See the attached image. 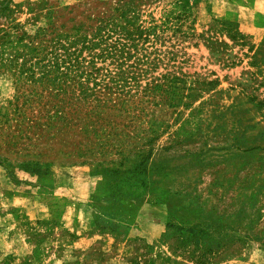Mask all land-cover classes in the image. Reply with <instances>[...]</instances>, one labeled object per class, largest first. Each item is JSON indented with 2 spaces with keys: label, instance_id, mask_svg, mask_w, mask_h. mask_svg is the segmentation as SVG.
Instances as JSON below:
<instances>
[{
  "label": "rangeland",
  "instance_id": "1",
  "mask_svg": "<svg viewBox=\"0 0 264 264\" xmlns=\"http://www.w3.org/2000/svg\"><path fill=\"white\" fill-rule=\"evenodd\" d=\"M115 1L0 0L13 39L45 3L135 17L81 138L30 149L48 172L0 161V264H264V0ZM17 79L0 72V107Z\"/></svg>",
  "mask_w": 264,
  "mask_h": 264
},
{
  "label": "trees",
  "instance_id": "2",
  "mask_svg": "<svg viewBox=\"0 0 264 264\" xmlns=\"http://www.w3.org/2000/svg\"><path fill=\"white\" fill-rule=\"evenodd\" d=\"M43 6L31 23L10 27L14 39L9 32L0 35V72H13L18 78L14 101L0 107V161L7 168L34 174L48 172L49 165L34 160L41 154L35 156L31 148L81 138L87 126L83 119H73L82 112L79 107L93 114L97 109L93 102L107 104V99L97 98L89 82L99 77L98 62L120 61L122 67L131 59L120 41H131L129 28L135 20L133 15L129 19L127 12L118 15V8L96 2L76 7ZM113 36L117 39L103 46L104 38L109 41ZM83 51L90 54L89 68L84 67ZM117 77L111 73L104 76L102 81L108 82L100 84L105 96L115 94L110 84L117 87Z\"/></svg>",
  "mask_w": 264,
  "mask_h": 264
}]
</instances>
